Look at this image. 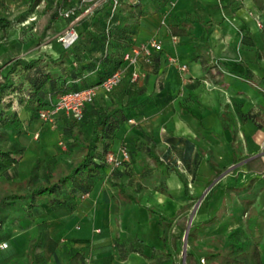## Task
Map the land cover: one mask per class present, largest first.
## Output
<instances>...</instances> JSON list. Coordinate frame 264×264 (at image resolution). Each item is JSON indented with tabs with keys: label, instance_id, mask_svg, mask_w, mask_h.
Returning a JSON list of instances; mask_svg holds the SVG:
<instances>
[{
	"label": "crops",
	"instance_id": "1",
	"mask_svg": "<svg viewBox=\"0 0 264 264\" xmlns=\"http://www.w3.org/2000/svg\"><path fill=\"white\" fill-rule=\"evenodd\" d=\"M84 13L70 21L74 28ZM59 20L64 22L58 17L55 22ZM257 20L262 21V26ZM68 24L58 30L52 28L53 34L36 44V54L55 56L60 45L50 48L48 41L54 37L58 43L54 35ZM243 33L249 38L241 41ZM135 36L137 42L157 37L162 50L158 76H140L131 92L124 83L113 90L117 100L125 101L127 91L138 100L144 99L126 107L130 117L117 126L111 140L112 151L122 145L130 150V161L120 169L127 172L124 186L134 198H127L118 186L110 185L103 177L72 209L48 211L50 250H46V264H85L86 254L90 264H127L134 253L145 255L132 231L131 224L137 220L131 218L123 224L122 217L116 215L120 205L137 202L148 206L152 199L157 204L164 203L166 198L161 194L171 197L172 192H177L173 209L179 217L183 205L197 201L217 180L224 183L217 186L207 204L203 196L202 210L194 209L186 219V226L192 220L199 223L194 228L200 229L199 234L193 235L195 239L224 236L208 230L231 220L238 210L241 229L246 233L244 223L251 217L250 212L243 216L246 209L259 211L264 206V159L260 152L264 144V0H173L164 13L143 15ZM131 69L126 68L125 77L129 78ZM101 92L99 88L95 101ZM70 118L61 113L56 118L57 128L47 124L42 131L59 137ZM39 132L31 131L29 138H21L26 147L18 158L19 172L31 139L43 135ZM145 135L151 136L162 163L137 147ZM169 136L174 138L169 140ZM178 172L187 181L188 194L195 198L183 190ZM241 187H246L245 193L239 191ZM221 209L224 216L219 215ZM78 218L85 224H78ZM260 221L262 224V217ZM164 224L167 227L159 225V232L167 240L172 231L178 232V227L170 228L167 220ZM233 227H228V231ZM59 232L62 235L57 239ZM163 247L159 250L150 246L151 252L146 255L150 264H176V251L167 253V247ZM75 250L80 253L72 254ZM192 251L197 257L196 248Z\"/></svg>",
	"mask_w": 264,
	"mask_h": 264
},
{
	"label": "trees",
	"instance_id": "2",
	"mask_svg": "<svg viewBox=\"0 0 264 264\" xmlns=\"http://www.w3.org/2000/svg\"><path fill=\"white\" fill-rule=\"evenodd\" d=\"M38 1L28 0V5L19 18H26ZM169 1L101 0L77 19L76 36L69 45L63 46L58 42L61 49L55 56L46 52L23 55L19 50V41L12 57L7 59L10 66L0 78V187L3 188L0 193V246L9 238L13 225L22 229L35 226L34 234L27 241L26 257L15 264H46V250H50L46 218L48 211L72 209L78 199L91 191L95 182L103 177H106L110 185L118 186L119 191L127 198H134L124 186L127 172L120 169L130 161L131 153L127 146L123 145L127 149L128 158L119 166L111 167L105 160L106 153L112 151L111 140L117 126L130 117L126 107L144 102V99L138 100L128 94L136 88L138 79L125 77L126 72L110 90L101 89L99 99L95 101L97 90L93 99L83 106L80 118L69 119L70 123L60 132V142L64 148L45 157H35L25 174L18 170V158L26 147L21 137H28V131L36 121L43 122L39 119L38 111L51 105L57 96L66 91L99 85L106 76L124 67V52L138 43L135 35L141 17L145 14L164 13ZM91 3V0H45L39 19L33 21L40 28L36 43L47 35V29L57 17L67 24ZM61 9L69 10L67 15L62 16ZM12 24L13 20L0 15V38L4 37L6 28ZM246 38L249 36L243 33L241 41ZM51 40L48 41L50 48L53 46L50 44ZM161 50L162 47L137 59L141 77L146 74L158 76ZM120 83H124L126 90L130 91L126 92L125 101L113 97V90ZM61 113L63 112L60 111L55 116L54 128H57L56 118ZM173 138L169 136V140ZM136 145L157 162H163L154 150L155 143L150 135H145ZM177 175L183 184V190L188 194L184 175L180 172ZM119 177L122 179L118 180ZM219 185L224 183L217 180L206 191V204ZM188 197L196 196L188 194ZM263 210L264 207L258 211L253 222L251 217L246 219V233L241 229V210L231 220L220 222L208 231H219L225 237L233 236L230 240L235 243L228 241L223 244L228 243L234 247L233 250L239 249L236 254L240 258H252L251 264H262L260 244L256 242L251 248L248 239L256 233L255 228L260 226L261 229L259 216ZM160 216L163 217L161 214ZM174 222L178 232L172 244L163 238L167 253H172L173 246L174 251L182 246L186 227L185 213L182 212ZM167 223L169 225L172 221ZM193 224L192 220L191 225ZM232 226L234 227L228 231V227ZM186 234L188 240L190 228ZM79 253L75 250L72 254ZM212 258L213 264L219 262L215 253ZM185 264H198L196 255L188 248ZM204 264H212V260H207Z\"/></svg>",
	"mask_w": 264,
	"mask_h": 264
},
{
	"label": "rangeland",
	"instance_id": "3",
	"mask_svg": "<svg viewBox=\"0 0 264 264\" xmlns=\"http://www.w3.org/2000/svg\"><path fill=\"white\" fill-rule=\"evenodd\" d=\"M27 3L28 0H0V15L4 16L8 20H13L14 23L8 28H6L4 37L0 38V78H1V74L5 72L10 66L7 59L12 57L13 51L17 49L16 48L17 42L20 41L21 45L19 47V50L22 52L21 54L28 55V54H36L37 52L38 48L35 49V46L37 44L36 43L37 33H39L40 28L38 27V25L33 23V21L35 22L36 20L39 19L41 8L45 5V0H39L33 6V10L31 11V13H29V15L25 19L19 18L21 11L26 9ZM260 22L262 24V21ZM62 27H64V23L60 20L58 22L54 21L53 23H51V26L47 29V33H46L47 35L41 41H39V44H41L44 40H46L49 35L53 34L52 28L58 30ZM57 34H55L54 36L56 37ZM50 44H52L55 47H59V43H57L54 37L52 38ZM40 46L43 49L42 45ZM47 124L48 123L46 122L36 121L29 129L28 133L31 131L33 132L35 130H40L41 132L39 133L43 135L41 136L39 134V136L37 135L36 138H32L31 136L32 138L31 141L28 140L30 141V143L28 144V150L26 151V153H24L25 155L22 157V161L19 168L20 172L22 171L21 174L26 173V169L29 163L31 162V159L34 158L36 155L40 157L41 156L44 157L46 154L50 155L53 152L60 151L61 144L58 142L60 141V135L59 137L55 133L53 135L51 134L45 135L44 131H42L43 130L42 127H47ZM43 145L44 147L47 148L43 149L42 148ZM2 191L3 188L0 187V193ZM239 191L241 193H245L246 187H241ZM177 195H178L177 192H172L171 197H165L164 194H161L162 197L166 198L165 202L164 203L161 202V204H157L156 200L152 199V202H150V205L148 206L140 205L137 202H132L124 206L120 205V211L118 212L116 217L118 218L122 217L123 224L128 223V221L131 218L137 220V223L131 224V226L134 228L132 231L133 234L137 236V238L139 239L138 242L140 243L139 247H141L142 251L145 254L143 255L139 253H134L127 260V264H150L149 258L146 256L151 252L150 246H157L159 250H163L164 239L162 236L164 235H161V232H159V228H160L159 225H161V228L164 226L165 229L167 227V224L166 225L164 224L166 220L167 221L171 220L173 222L178 218L177 217L178 215L175 213L176 212L175 209H173L177 203V199H176ZM201 195L204 196V194L202 193ZM203 196L198 198L197 201L194 200L193 203L189 202L183 205L182 208L179 209L178 213L181 211L183 212V210H185L187 213L185 214V220H186L189 218L190 212L193 211L194 209L196 210L197 208L199 211L202 210ZM142 201L141 202L145 204L144 200ZM259 204L260 203L257 202L256 206L259 207ZM223 210L224 209H221L219 211V215L224 216L223 214H220L221 212H223ZM249 212L251 214L250 220L251 222H253L257 216L256 214L258 213V211H255L251 207L250 211L249 209L248 210L246 209V212H244L243 216H246V214L248 216ZM160 214L163 217H167V218L164 219L163 217L160 216ZM77 216L79 215L77 214ZM260 217H262L261 229L259 228L260 226L259 227L256 226L257 227L255 228L257 230V231L255 230L256 233L252 234L248 239V241L249 244L251 245V248L256 242L260 244L259 247L261 251L260 254L262 257V264H264V210L262 211V214H260L259 218ZM187 221L189 222V220ZM77 223L84 225L85 221L78 218ZM198 224L199 223H194L191 226L188 224L185 227L184 233L185 231H188V229L190 228V234L188 240H187V234L185 236V249H183V247L181 246V248L177 249L176 252L174 253L175 258L177 259L176 264H185V256H186L187 248L188 249L191 248L192 250L193 249L195 250L196 248L197 251L195 252H197L198 264H204V262L207 260L208 261L212 260V264H213L212 254L214 253L219 258V262L217 264H251L253 260L252 258L248 260L244 258H240V255L236 254L238 253L237 250L239 249L233 250L232 248L234 247L229 246L228 243L225 245L223 244V242H228V241L235 243L234 240H230L233 238V236H229V237L216 236V237H206L202 239L192 238L193 235L199 234L198 232L200 231L199 227L197 229H194ZM168 226L170 228H173V226L176 227V224L170 223ZM34 232H35V226L30 225L29 227L22 229L19 228L18 225L16 226L13 225L11 228V233L9 238L4 240L5 245L0 246V264H15L18 260L24 259L26 257V252H27V241L34 234ZM172 232L173 233H171L169 236L166 237L170 245L173 242L174 236H176L177 234L175 231ZM72 233H74V231ZM184 233L182 237V244H183ZM61 235L62 232H59L57 234L58 236L57 239H59ZM67 243L69 244L71 243V240L69 238ZM207 246H211V247L207 248ZM209 248L210 251L208 250ZM174 249L175 246H173V250ZM204 251L206 257L203 256L204 254H202ZM11 256L13 257L10 258ZM157 264H165V262H159Z\"/></svg>",
	"mask_w": 264,
	"mask_h": 264
},
{
	"label": "built area",
	"instance_id": "4",
	"mask_svg": "<svg viewBox=\"0 0 264 264\" xmlns=\"http://www.w3.org/2000/svg\"><path fill=\"white\" fill-rule=\"evenodd\" d=\"M84 1V0H82ZM92 3L84 10V12L88 11L91 7L96 5L101 0H91ZM173 4V0L169 1V5ZM62 10V9H61ZM69 10H62L63 15H67ZM261 20H257V24L262 25ZM76 36V31L72 22L60 31L56 38L61 42L63 46L69 45ZM162 47L161 40L155 36L149 37L146 40L139 41L137 44L130 47L123 54V59L125 61L124 67H121L115 71H113L110 75L106 76L99 85L96 86H86L80 89L70 90L63 92L59 96L55 98L53 103L49 106L41 108L38 111L39 119L43 122L48 123L51 126H54L55 116L58 112L62 111L64 114L78 119L81 116L83 106L91 101L95 96L97 90L99 88L104 91L110 90L119 80V78L125 73L128 66L132 67L129 72V77L131 80H137L141 75L137 67V59L144 55H149L153 51H157ZM183 66V65H182ZM184 67V66H183ZM37 133H35V136ZM59 143L63 146V144L59 141ZM64 147V146H63ZM263 159H264V144L261 146L260 150ZM128 158V152L125 146H120L116 151H109L105 155L106 162L111 167L119 166L123 160ZM84 196V195H82ZM98 230V228H97ZM5 245L3 242L1 246ZM83 260L85 264H90L89 255H84Z\"/></svg>",
	"mask_w": 264,
	"mask_h": 264
},
{
	"label": "water",
	"instance_id": "5",
	"mask_svg": "<svg viewBox=\"0 0 264 264\" xmlns=\"http://www.w3.org/2000/svg\"><path fill=\"white\" fill-rule=\"evenodd\" d=\"M186 233H187V231H185V233H184L183 244H182L183 249H185V236H186Z\"/></svg>",
	"mask_w": 264,
	"mask_h": 264
}]
</instances>
